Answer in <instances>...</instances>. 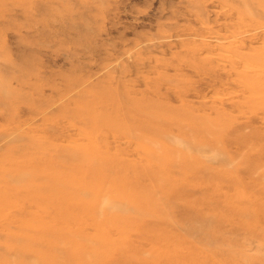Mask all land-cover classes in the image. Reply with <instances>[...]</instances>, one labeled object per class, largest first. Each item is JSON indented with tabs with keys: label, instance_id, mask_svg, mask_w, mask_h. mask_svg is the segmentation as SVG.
<instances>
[{
	"label": "rangeland",
	"instance_id": "374dc122",
	"mask_svg": "<svg viewBox=\"0 0 264 264\" xmlns=\"http://www.w3.org/2000/svg\"><path fill=\"white\" fill-rule=\"evenodd\" d=\"M0 264H264V0H0Z\"/></svg>",
	"mask_w": 264,
	"mask_h": 264
},
{
	"label": "bare ground",
	"instance_id": "6f19581e",
	"mask_svg": "<svg viewBox=\"0 0 264 264\" xmlns=\"http://www.w3.org/2000/svg\"><path fill=\"white\" fill-rule=\"evenodd\" d=\"M260 60H261V59H260ZM243 79H244V78H243ZM243 89H244V88H243ZM246 92H247V91H246ZM246 99H248V98H246ZM244 100H245V99H244ZM249 101H250V100H249ZM262 103H263V102H262ZM253 105H254V104H253ZM259 105H260V104H259ZM240 106H241V105H240ZM247 106H250V105L248 104ZM256 106H257V105H256ZM214 107H215V106H214ZM244 107H245V106H244ZM257 107H259V106H257ZM255 108H256V107H255ZM255 108H254V109H255ZM249 109H251V108H249ZM261 110L263 111L262 108H261ZM234 111H235V110H234ZM252 114H253V113H252ZM226 121H227V120H226ZM214 122H215V121H214ZM228 127H229V126H228ZM225 128H227V126H226ZM212 134H214V133H212ZM237 137H238V136H237ZM243 141H244V139H243ZM192 159H193V157H192ZM147 161H148V160H147ZM192 161H193V160H192ZM192 161H191V165H192V167H191V170H189V173L192 172V168L194 167V165H196V164H193ZM156 162H157V161H156ZM183 164H185V163H183ZM185 165H186V164H185ZM189 165H190V163H189ZM169 182L172 183L173 185H178L179 183H182V184H183V182H179V183H178V182H175V181H174V182L169 181ZM173 185H172V186H173ZM93 207H94V205H93ZM83 210H84V209H83ZM70 219H72V218H70ZM79 221H80V220L77 219L75 223H78ZM72 223H73V222H72ZM94 228H95V227H94ZM96 228H97V227H96ZM99 228H100V227H99ZM50 233H51V232H50ZM54 233H55V232H54ZM56 234H57V233H56ZM56 234H55V235H56ZM59 234H60V233H59ZM60 235H61V234H60ZM51 236H52V235H51ZM56 236H57V235H56ZM53 238L55 239V237H53ZM54 239H53V240H54ZM52 242H53V241H52ZM48 243H50V242L48 241ZM51 244H53V243H50V245H51ZM45 245H46V244H45ZM50 248H51V247H50ZM37 255H39V254H37ZM65 259H66V257H65ZM59 261H60V260H59ZM59 261H58V262H59Z\"/></svg>",
	"mask_w": 264,
	"mask_h": 264
}]
</instances>
